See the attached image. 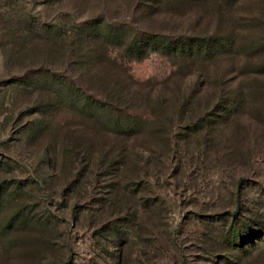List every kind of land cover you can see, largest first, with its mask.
Instances as JSON below:
<instances>
[{"label":"rangeland","instance_id":"1","mask_svg":"<svg viewBox=\"0 0 264 264\" xmlns=\"http://www.w3.org/2000/svg\"><path fill=\"white\" fill-rule=\"evenodd\" d=\"M147 1L0 0V264L264 261V250L241 261L244 254L233 242L264 230V0L227 5L222 31H237L241 58L223 63V90L185 92L199 99L217 100L221 93L244 98L239 115H210L202 123L213 125L206 132L191 116L170 124L146 113V132L130 139L136 146L118 171L102 166L106 153L96 146L90 157L64 141L82 126L72 107L46 113V102L40 103L53 97L52 73L90 83L83 84L88 77L81 70L69 69V57L53 55L52 24L60 21L69 30L95 19L128 24L133 32L160 30L141 14ZM189 18L179 16L186 25ZM174 23L168 18L162 26ZM112 55L142 82H174L186 74L177 58L160 53ZM190 79H183L188 86ZM204 102L193 106V117L202 115ZM164 137L170 147L157 144Z\"/></svg>","mask_w":264,"mask_h":264},{"label":"trees","instance_id":"2","mask_svg":"<svg viewBox=\"0 0 264 264\" xmlns=\"http://www.w3.org/2000/svg\"><path fill=\"white\" fill-rule=\"evenodd\" d=\"M237 1L148 0L147 8H142L141 14L147 15L155 27L160 26V30L150 27L133 32L135 28L128 24L95 19L78 23L69 30L64 29L60 21L52 24L50 34L55 39L53 55L69 57V69L81 70L88 77L83 84L90 82L86 87L73 75L52 73L53 80L57 81L52 88L53 97L40 99V103L46 102L43 104L46 113L60 110L66 105L83 118L84 122L79 123L82 125L78 131L79 137L78 132L70 131L64 136V141L82 147V153L90 157L97 153L94 149L96 146L101 153H106L100 154L103 155L102 166L120 171L136 146L129 143L130 139H139L146 132L142 120L146 113L168 119L166 122L170 124L177 118L191 116V119H195L192 123L197 124L202 132L213 126H206L210 115L219 117V120H228L236 113L239 115L236 109L244 99L240 95L221 93L216 96L218 101L213 97L208 98V95L200 97L201 100L196 94L185 95L187 90H208L213 86L222 91L224 78L220 72L223 71V63H237L241 58L237 31L231 28L229 32L222 31L227 5L233 7ZM168 4L175 8H167L170 7ZM180 15H189V20L193 21H188L186 25L179 20ZM168 18L175 23L172 28L164 29L162 24ZM190 23L193 26L188 28ZM115 51L129 59H142L151 53L174 57L183 65L182 73L186 74L174 82L172 79L161 83L150 80L142 82L129 72L117 56L112 55ZM213 72L219 75L214 80ZM185 76L191 78L189 86L183 80ZM202 100L206 102L202 117L195 118L191 113L195 110L193 106L198 104L201 107ZM177 104H181L182 108L174 111L172 105ZM157 144L170 147L171 139L160 138ZM53 150L56 154V146ZM233 242L236 249L244 254L241 258L244 261L248 255L264 250V230L249 235L247 239L240 235ZM261 255L264 257V254ZM227 263L233 264L229 259ZM260 264H264V261Z\"/></svg>","mask_w":264,"mask_h":264}]
</instances>
